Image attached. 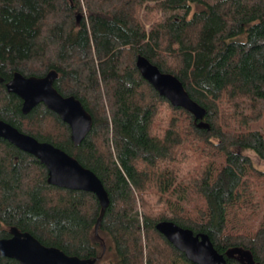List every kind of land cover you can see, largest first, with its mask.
<instances>
[{"label":"trees","instance_id":"1","mask_svg":"<svg viewBox=\"0 0 264 264\" xmlns=\"http://www.w3.org/2000/svg\"><path fill=\"white\" fill-rule=\"evenodd\" d=\"M139 54L183 82L207 127L141 75ZM51 70L93 116L79 145L45 104L25 114L7 90L16 71ZM262 118L264 0H0V119L74 156L110 198L101 217L96 194L51 184L0 137V238L17 227L96 264H196L156 228L172 220L227 264H264V170L248 153L264 160Z\"/></svg>","mask_w":264,"mask_h":264},{"label":"water","instance_id":"2","mask_svg":"<svg viewBox=\"0 0 264 264\" xmlns=\"http://www.w3.org/2000/svg\"><path fill=\"white\" fill-rule=\"evenodd\" d=\"M136 66L141 75L174 106H180L207 127V109L194 100L183 82L173 73L162 71L146 56L139 54ZM58 72L51 70L43 76H26L16 71L6 83L9 92L16 93L22 100V110L29 113L40 103L59 115L70 126L71 139L79 145L93 126V116L75 95H64L55 87ZM0 137L19 149L36 156L48 169V181L59 187L84 190L96 194L101 204V217L110 203L108 192L99 176L82 165L74 156L51 142L19 130L0 119ZM99 222L96 226L98 229ZM156 228L189 260L196 264H227L225 254L219 252L207 233H195L172 220H162ZM14 258L21 264H96L97 258L69 255L56 246L43 244L30 232L17 227L11 228V236L0 238V264L2 258Z\"/></svg>","mask_w":264,"mask_h":264},{"label":"rangeland","instance_id":"3","mask_svg":"<svg viewBox=\"0 0 264 264\" xmlns=\"http://www.w3.org/2000/svg\"><path fill=\"white\" fill-rule=\"evenodd\" d=\"M208 1H213V0H208ZM78 15L80 16V14H78ZM252 128L253 129H259V130H261L264 133V118L260 119L256 123H254ZM248 153L250 154L254 165L257 168H259L261 170H264V160L259 158L254 152L249 151Z\"/></svg>","mask_w":264,"mask_h":264}]
</instances>
